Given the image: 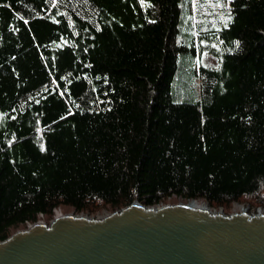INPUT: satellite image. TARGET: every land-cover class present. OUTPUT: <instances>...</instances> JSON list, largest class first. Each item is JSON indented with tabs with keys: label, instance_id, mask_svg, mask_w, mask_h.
<instances>
[{
	"label": "trees",
	"instance_id": "obj_1",
	"mask_svg": "<svg viewBox=\"0 0 264 264\" xmlns=\"http://www.w3.org/2000/svg\"><path fill=\"white\" fill-rule=\"evenodd\" d=\"M202 2L0 0V242L56 210L264 208V0L197 30Z\"/></svg>",
	"mask_w": 264,
	"mask_h": 264
},
{
	"label": "water",
	"instance_id": "obj_2",
	"mask_svg": "<svg viewBox=\"0 0 264 264\" xmlns=\"http://www.w3.org/2000/svg\"><path fill=\"white\" fill-rule=\"evenodd\" d=\"M190 205L60 213L1 241L0 264H264V215Z\"/></svg>",
	"mask_w": 264,
	"mask_h": 264
},
{
	"label": "rangeland",
	"instance_id": "obj_3",
	"mask_svg": "<svg viewBox=\"0 0 264 264\" xmlns=\"http://www.w3.org/2000/svg\"><path fill=\"white\" fill-rule=\"evenodd\" d=\"M202 3L203 5L201 8V11L199 13L193 12L192 14V21H193L194 28L198 30V29H206V28L223 27L225 24V21L221 19V14L223 15L229 14V0H219V3H217V0H203ZM225 4L227 5V7H223V5ZM184 18L185 16L182 19ZM180 26H183V22H180ZM203 51H205V49H203ZM197 59L199 62L205 63L206 55H203V56L197 55ZM208 61L212 62V64H215V62L217 63V61H215L212 58H208ZM181 65H182V68H185V67H188L190 64L188 62H184ZM190 86L194 88L195 84L193 83V81L190 82ZM172 88H174L175 90L177 89L176 80L173 81ZM183 98H184L183 93L180 92L177 94L178 100H183ZM169 203H174V202H169ZM236 203H239V202H234L232 206L230 207V211H233L234 209L237 210V208H239V206H237ZM103 211L105 210L96 212L93 215L102 214ZM57 213L64 214V212H62L61 210H57Z\"/></svg>",
	"mask_w": 264,
	"mask_h": 264
},
{
	"label": "built area",
	"instance_id": "obj_4",
	"mask_svg": "<svg viewBox=\"0 0 264 264\" xmlns=\"http://www.w3.org/2000/svg\"><path fill=\"white\" fill-rule=\"evenodd\" d=\"M204 206H206L208 209H210L211 211L213 212H220V213H224V214H229V213H234V212H243V213H247L249 215H264V208L261 207V206H256V207H250L249 205H247L246 203H236L237 206H239V208L234 209L233 211H230L228 213L224 212L222 207H218V208H210L209 206H207L206 203L204 202H201ZM167 203H162V204H158V205H154V206H162V205H165ZM110 212H106V211H103L102 214H98V215H90V214H85V213H79L80 215H85L87 217H97V218H100V217H104L106 216L107 214H109ZM60 213H57V210L55 211V214H54V217L58 216ZM76 214V213H74ZM53 217V218H54ZM52 218V219H53ZM51 219V220H52ZM50 220V221H51ZM49 221V222H50ZM48 223V222H47ZM30 224H28L29 226Z\"/></svg>",
	"mask_w": 264,
	"mask_h": 264
},
{
	"label": "snow or ice",
	"instance_id": "obj_5",
	"mask_svg": "<svg viewBox=\"0 0 264 264\" xmlns=\"http://www.w3.org/2000/svg\"><path fill=\"white\" fill-rule=\"evenodd\" d=\"M140 2H141V5L143 6L145 0H140ZM217 3H219V0H217ZM223 7H227V5L225 4V5H223ZM221 19H223L225 21L224 27H227L228 26L227 21H229L231 19L230 11H229L228 15L221 14ZM202 43H203V41H202ZM235 43L239 44L238 41H236ZM230 51H231V49H230ZM41 148L43 149V145H41Z\"/></svg>",
	"mask_w": 264,
	"mask_h": 264
},
{
	"label": "bare ground",
	"instance_id": "obj_6",
	"mask_svg": "<svg viewBox=\"0 0 264 264\" xmlns=\"http://www.w3.org/2000/svg\"><path fill=\"white\" fill-rule=\"evenodd\" d=\"M190 206L192 207V206H195V207H197V206H204L201 202H198V201H190Z\"/></svg>",
	"mask_w": 264,
	"mask_h": 264
}]
</instances>
